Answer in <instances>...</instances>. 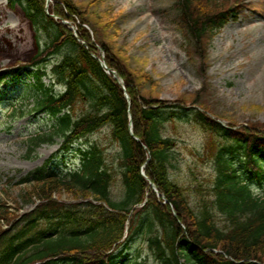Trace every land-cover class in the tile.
Segmentation results:
<instances>
[{
    "label": "trees",
    "instance_id": "16d2710c",
    "mask_svg": "<svg viewBox=\"0 0 264 264\" xmlns=\"http://www.w3.org/2000/svg\"><path fill=\"white\" fill-rule=\"evenodd\" d=\"M244 1L175 0L189 54L204 56L207 44ZM97 3L7 0L10 8L22 10L35 34L47 36L28 61L15 64L14 77L20 81L23 73L28 75L31 82L23 92L32 98L28 113H43L51 122L48 131L27 138L28 153L57 140L68 150L73 142L109 126L120 148V197L110 191L113 176L94 144L81 150L78 168L64 177L46 164L34 169L19 180L25 188L20 199L23 206L35 205L31 211L17 216L0 202V222L12 225L0 230V264H146L138 250L126 256V262L117 260L121 250L141 245L146 235L157 264H264V194L255 195L251 188L253 182L264 184V127L232 130L231 124L224 128L206 114L187 109L213 139L220 137L211 156V197L197 211L170 175L177 166L176 141L165 131L167 122L184 113L188 104L184 98L168 102L142 95L146 78L132 72L126 59L102 44L106 40L96 38L94 30L105 65L121 78L125 90L105 73L85 29L95 20ZM56 56L59 61L47 70V62ZM202 61L199 67L204 70ZM5 76L2 73L0 81ZM44 78L50 82L45 84ZM54 84L61 89L54 91ZM78 101L90 104L91 112L75 117ZM211 145L207 142L205 150ZM62 194L75 204L62 203Z\"/></svg>",
    "mask_w": 264,
    "mask_h": 264
},
{
    "label": "rangeland",
    "instance_id": "374dc122",
    "mask_svg": "<svg viewBox=\"0 0 264 264\" xmlns=\"http://www.w3.org/2000/svg\"><path fill=\"white\" fill-rule=\"evenodd\" d=\"M91 1L73 0L79 5ZM246 2L236 8L234 18L207 44L204 56L195 51L189 54L192 49L186 44L187 35L178 27L180 12L174 5L175 0H98L95 20H90L85 29L100 56L104 58L102 48L95 41L96 32V38L106 40L102 44L111 45L126 59V66L132 72L146 78L142 95L168 102L184 98L191 109L202 106L210 111L212 118L223 119V125L264 127V53L258 54L264 50V0ZM94 21H99L100 27ZM46 40L44 32L35 34L19 7L10 8L7 0H0V74H6L0 82V202H5L16 214L31 209V205L23 206L25 203L20 199L25 189L18 184L21 177L48 160H53L52 169L63 174L76 169L80 161L78 149L89 144L102 150L107 169L113 176L110 191L114 197H120L123 170L119 161L120 148L109 126L74 143L67 153H60L57 143L42 145L30 154L26 149L27 138L38 130H46L49 121L44 114L29 116L25 113L31 108L32 98L11 100L31 80L23 76L22 83L16 82L10 75L15 72L17 62L28 61L37 51V45L42 46ZM59 58H51L47 70ZM200 59L205 64L204 70L199 67ZM116 77L121 82V78ZM44 81L48 83L47 78ZM192 97L195 98L192 100ZM14 107L15 117L10 121L7 110ZM86 112H91V105L78 101L74 116L81 117ZM166 118L169 120L170 116ZM165 131L176 141L177 166L170 175L189 194L192 207L198 211L211 197L210 188L215 179L211 156L220 137L215 135L213 139L212 134L194 119L193 113L186 111L173 116ZM207 142L212 145L205 150ZM253 189L256 194L263 193L264 184L262 187L255 184ZM60 201L66 206L75 204L66 194L60 196ZM8 227L7 222H0V230L7 231ZM145 239L147 235L141 245L137 242L134 247L132 244L133 249L128 246L118 262L128 261V255L138 250L146 258V264H157Z\"/></svg>",
    "mask_w": 264,
    "mask_h": 264
},
{
    "label": "bare ground",
    "instance_id": "6f19581e",
    "mask_svg": "<svg viewBox=\"0 0 264 264\" xmlns=\"http://www.w3.org/2000/svg\"><path fill=\"white\" fill-rule=\"evenodd\" d=\"M262 52L264 53V50H262V51H259V53H258V54H259V55H261V54H262Z\"/></svg>",
    "mask_w": 264,
    "mask_h": 264
},
{
    "label": "water",
    "instance_id": "95a60500",
    "mask_svg": "<svg viewBox=\"0 0 264 264\" xmlns=\"http://www.w3.org/2000/svg\"><path fill=\"white\" fill-rule=\"evenodd\" d=\"M130 134H132V128H130Z\"/></svg>",
    "mask_w": 264,
    "mask_h": 264
}]
</instances>
